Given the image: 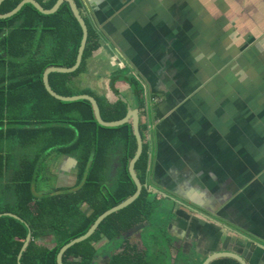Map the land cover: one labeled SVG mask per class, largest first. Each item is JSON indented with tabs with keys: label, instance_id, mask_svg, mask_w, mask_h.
Returning <instances> with one entry per match:
<instances>
[{
	"label": "crops",
	"instance_id": "0c3cea01",
	"mask_svg": "<svg viewBox=\"0 0 264 264\" xmlns=\"http://www.w3.org/2000/svg\"><path fill=\"white\" fill-rule=\"evenodd\" d=\"M76 1L99 47L75 87L112 104L123 96L132 108L137 101L130 85L122 79L113 88V77L126 71L146 89L144 184L149 202L156 203L152 218L163 210L168 215L163 218L174 238L173 263L195 251L177 234L200 233L210 224L245 247L253 264H264V0ZM90 81L99 91L82 88ZM49 158L60 160L54 176L62 175V164L76 175L69 189L84 186L74 158ZM117 167L111 163L102 178L105 193L119 183ZM198 199L215 211L205 215L187 205ZM166 202L176 212L163 208Z\"/></svg>",
	"mask_w": 264,
	"mask_h": 264
},
{
	"label": "trees",
	"instance_id": "16d2710c",
	"mask_svg": "<svg viewBox=\"0 0 264 264\" xmlns=\"http://www.w3.org/2000/svg\"><path fill=\"white\" fill-rule=\"evenodd\" d=\"M22 1L4 0L0 13L13 10ZM39 1L45 8H51L57 0ZM82 37V28L67 2L50 14L43 13L33 3H26L15 15L0 18V73H3L0 88H4L0 90L3 101L0 106V214L13 213L20 217H0V264H58L57 254L63 245L87 233L100 215L137 190L129 173L130 161L137 151L132 123L115 128L101 126L90 101L64 102L52 97L44 88L43 73L47 68L75 65ZM98 41L95 32L89 28L81 66L73 73L49 74V84L65 97L80 94L95 97L102 118L107 122L118 121L128 113L123 96L112 104L105 97L74 85L75 79L85 72L87 60L98 49ZM122 79L130 85L142 112L146 105V89L136 78L121 77L120 73L111 80L112 87ZM8 81L11 84L5 85ZM147 128L149 125L141 121L144 146L135 165L143 184L149 162V145L145 140ZM53 154L75 159L79 186L83 184V187L76 191L64 188L37 194L35 182L42 173L44 162ZM115 161L119 183L105 193L101 187L102 178ZM149 195L148 188H144L130 206L106 217L91 236L65 251L64 263L99 264L95 257L100 252L102 255L110 253L108 264H158V260L153 259L166 255L167 249L172 251L173 244L170 238L164 240L161 235L167 234L168 221L161 217L163 224L160 226L152 222L155 221L151 214L156 203L149 202ZM82 206L91 207L90 211L83 212ZM26 223L31 226L33 240L20 260L30 233ZM140 225L150 226L152 239L146 249L138 252L128 237ZM43 237L49 238L52 245L39 244ZM103 238L109 244L96 248L95 244ZM46 239L43 242L47 243ZM158 245L161 250L157 254ZM117 248L120 250L116 251ZM149 248L153 250L151 261L146 258ZM181 258V255L177 256L174 263L170 258V264L204 262L195 251L185 259ZM210 264L242 263L233 257H222Z\"/></svg>",
	"mask_w": 264,
	"mask_h": 264
},
{
	"label": "water",
	"instance_id": "95a60500",
	"mask_svg": "<svg viewBox=\"0 0 264 264\" xmlns=\"http://www.w3.org/2000/svg\"><path fill=\"white\" fill-rule=\"evenodd\" d=\"M3 1L4 0H0V5L2 4ZM64 2H67V4H69L74 16L79 21V24H80L82 31H83V37H82V41H81V45H80V48L78 51L77 61H76L75 65L73 67H70V68L69 67H58V66H52V67L47 68L43 73L44 88L48 94H50L52 97H54L58 100H61V101H65V102L77 101V100H88V101H90L92 106H93V110H94L96 120L98 121V123L101 126L109 127V128H115V127H120V126L127 124L129 122L132 123L133 132H134V135L136 137V142H137V151H136L135 156L130 161L129 173H130V176H131L133 182L136 185L137 190L132 196H130L126 200L119 203L117 206L107 210L102 215H100L97 218V220L95 221V223L92 225V227L88 230L87 233H84L83 235L78 236V237L72 239L67 244L63 245L57 254L58 264H65L63 261V255L69 247H71L72 245H74L78 242H81V241L87 239L89 236H91L92 233H94L97 230L99 225L102 223V221L106 217L130 206L133 202H135L140 197L143 189L147 187L146 184H143L141 182V180L138 177V174L136 172V169H135V165L143 153V146H144V140H143V136H142V133L140 130L141 114H140L139 108L138 107L132 108L130 106V104L127 102L126 98L121 97L122 100L128 104V113H127L126 117L121 119V120H118V121L107 122L102 118L101 110H100L98 101L96 100L95 97L88 95V94H82V95H77V96H73V97H65V96H62V95H59L58 93H56L53 90V88L50 87V85H49L48 75L50 73H55V72L73 73L76 70H78V68L82 64L83 55L85 52V48H86L88 36H89V29H88L87 23L85 21V18L83 16L82 12H81V9L79 8L77 1L76 0H57L56 3L53 5V7L45 8L39 0H23L13 10H11L7 13H0V18H8V17L15 15L16 13H18L23 8V6L26 3H33L43 13L50 14V13L56 12ZM82 88H86V87H84V85H82ZM193 202H195V204H197L199 206H203V205L199 204V199L195 200ZM2 216H10V217H13L15 219H20L19 216L15 215L13 213L0 214V217H2ZM194 223L196 224L197 222L195 221ZM26 224L30 228V225L28 223H26ZM228 228H230V227H228ZM201 231L202 232L199 233V231H197V229L196 230L192 229V231H191L192 233H189L186 236H185V233H183L182 235H180V234H177V235L182 237V239L184 240L185 248H187V249H190L191 247L194 248V250L197 252V254L200 255V258L204 259V262L202 264H210L214 260H216L218 258H222V257H233L235 259H238L242 264H253L252 260L250 259L251 256L248 254V252H244L241 249V247H243V246H241L240 248L234 246V243L231 241L232 238H230L231 236H229V233L227 234L224 231L216 230L215 227H213L210 224H208L207 227L202 226ZM32 239H33V233H32V230L30 228V233L27 237V241L25 242V244L22 248V252L20 253V257H19L20 260L23 256V253L29 247ZM44 239H46V238L45 237L40 238V241H42ZM47 239H49V238H47ZM45 245L51 246L52 244L51 243L47 244L45 242ZM243 248L245 250V247H243ZM250 248L251 247L246 246V249L249 250ZM189 252H191V251H189ZM109 254L106 255L108 258V263L110 261ZM102 260L105 261V256L103 257L100 254H97L95 257V261L99 264H102V262H103ZM21 264H23V263H21Z\"/></svg>",
	"mask_w": 264,
	"mask_h": 264
},
{
	"label": "rangeland",
	"instance_id": "374dc122",
	"mask_svg": "<svg viewBox=\"0 0 264 264\" xmlns=\"http://www.w3.org/2000/svg\"><path fill=\"white\" fill-rule=\"evenodd\" d=\"M120 74H121V77H123L125 75H128L129 76L128 72H126V71H124V72L122 71ZM2 76H3V73L0 75V78ZM125 83H126V81H125ZM95 85L96 84H94L93 82L90 81V82H86L84 84V87L90 88V89H92L94 91H97V90L99 91V88H98L99 86L97 85V87H96ZM156 101H159V99L156 98ZM59 158H58L57 161L54 160V159H52V158H47L46 161L44 162L42 173H41L40 177L37 179V181L35 182V184L37 185L36 186L37 187V190H38V193L37 194L42 195L41 193H43V192H52V191H54V189H58L59 190L61 187L63 188V186H64V188H68V187L74 186L75 179H76V175L73 174V172L64 169V165L63 164L60 167V171H62V172L59 173V174H62V175L59 176V175L56 174L54 176V173L57 172L56 169H55V172L53 170L54 169V165H57L58 164V162L60 161ZM75 169H76V166H75ZM59 178H60L61 181L59 182L60 184H57L58 183L57 181L59 180ZM38 186L40 187V190H39V187ZM101 187H104V184H102ZM112 187H114V185H112ZM165 205L168 206V208H172L173 211L176 212V208L175 207H172L170 205V203L166 202L162 207L164 208ZM90 208L91 207H88V206H82V210L85 213H88L87 211H90ZM154 210H155V207L153 209V213H154ZM157 211H158V209H157ZM153 213L151 214V217H153ZM164 215L165 216H168L166 213H164V210L162 212H158L155 215L156 216L155 217V221L152 220V222H154L155 224H158L159 226L162 225L163 223L160 222V219H161V217L163 218ZM143 227H145V228H143ZM149 227H150L149 225L141 226L137 230L138 232L136 231L129 238L130 243L131 244H136L138 246V248L141 249V250L142 249H145L147 247L148 242H149L148 240H147L148 242L146 241V239H147L146 237H148L147 234H149L148 233V231H149L148 228ZM161 235H163V239L164 240H166L167 238H172V241H174L173 240L174 238L171 235H168V234H165V233H162ZM43 241L44 240L39 241V244H44L45 242H43ZM47 241H48L47 244H50L49 243L50 240L48 239ZM104 243H105L104 240L103 241L101 240V241H99L97 243V245L98 246L99 245L100 246H103ZM171 248H172V250L175 249L174 247H171ZM119 250H120V248H119ZM141 250H139V251H141ZM159 250H161V249H160V246L158 245L156 247V253L157 254L159 253ZM152 251L153 250L151 248H149L148 253H147V257H146L147 258V261H151L152 260V257H153L152 256ZM165 252H166V255H163V256L157 257V258L155 257V259H153V260H155V261L158 260V264H170V262H171L170 261V258H172V256H174V254H173V252H171L168 249L165 250ZM104 256H105V262L104 263L107 264L108 263V258L106 256V254H104ZM172 260H173V258H172Z\"/></svg>",
	"mask_w": 264,
	"mask_h": 264
},
{
	"label": "flooded vegetation",
	"instance_id": "af4514ba",
	"mask_svg": "<svg viewBox=\"0 0 264 264\" xmlns=\"http://www.w3.org/2000/svg\"><path fill=\"white\" fill-rule=\"evenodd\" d=\"M140 114H141V111H140ZM187 205L190 206V207H192V208H195V209L199 210L200 212H203L205 215H210V214H212V211H215V209L213 210L212 208H209V207L207 208V207H204V206H199V205H197L195 203H192L190 201L187 202Z\"/></svg>",
	"mask_w": 264,
	"mask_h": 264
},
{
	"label": "bare ground",
	"instance_id": "6f19581e",
	"mask_svg": "<svg viewBox=\"0 0 264 264\" xmlns=\"http://www.w3.org/2000/svg\"><path fill=\"white\" fill-rule=\"evenodd\" d=\"M55 73H58V72H55ZM51 74V73H50ZM63 74H67V73H63ZM49 76V75H48ZM48 81H49V79H48ZM50 85V84H49ZM78 101V100H77ZM65 102V101H64ZM69 102H74V101H69ZM76 164H77V162H76ZM30 228H31V226H30ZM32 230V229H31ZM32 233H33V231H32ZM33 240V239H32Z\"/></svg>",
	"mask_w": 264,
	"mask_h": 264
},
{
	"label": "built area",
	"instance_id": "2783aa9c",
	"mask_svg": "<svg viewBox=\"0 0 264 264\" xmlns=\"http://www.w3.org/2000/svg\"><path fill=\"white\" fill-rule=\"evenodd\" d=\"M153 102L156 103V102H158V101H156V98H154V99H153Z\"/></svg>",
	"mask_w": 264,
	"mask_h": 264
}]
</instances>
